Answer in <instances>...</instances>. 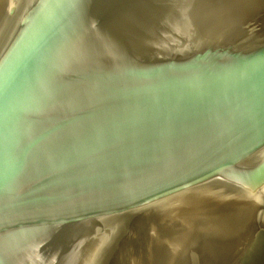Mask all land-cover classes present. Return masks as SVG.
<instances>
[{
  "label": "water",
  "instance_id": "1",
  "mask_svg": "<svg viewBox=\"0 0 264 264\" xmlns=\"http://www.w3.org/2000/svg\"><path fill=\"white\" fill-rule=\"evenodd\" d=\"M261 229L264 0H0V264H234Z\"/></svg>",
  "mask_w": 264,
  "mask_h": 264
},
{
  "label": "rangeland",
  "instance_id": "2",
  "mask_svg": "<svg viewBox=\"0 0 264 264\" xmlns=\"http://www.w3.org/2000/svg\"><path fill=\"white\" fill-rule=\"evenodd\" d=\"M246 236L242 234L235 241L236 262L234 264H264L261 254L262 248L264 247V230H260L253 242L250 243L251 246L248 245V238ZM252 258L254 261L251 262Z\"/></svg>",
  "mask_w": 264,
  "mask_h": 264
},
{
  "label": "bare ground",
  "instance_id": "3",
  "mask_svg": "<svg viewBox=\"0 0 264 264\" xmlns=\"http://www.w3.org/2000/svg\"><path fill=\"white\" fill-rule=\"evenodd\" d=\"M242 212H243V211H242ZM242 215H243V217H244V216L246 215V211H244ZM242 215H241V216H242ZM241 219H242V218H241ZM236 224H237V222H236L233 226H235ZM219 225H220V224L216 223L213 227H216V226H219ZM226 225H228V223L226 224V222H225V224L221 225L222 227L219 226L220 229H221V231H223V230L225 229V226H226ZM222 234H223V233H222ZM224 234H225V231H224ZM242 234H243V232H240V233H239V236L236 237V238H239ZM224 236H225V235H224ZM199 239H201V237H200ZM249 244H250V243H249ZM208 247H209V249H210V244H208ZM209 249H208V250H209ZM204 250H205V249H204ZM214 258L216 259L217 256L215 255Z\"/></svg>",
  "mask_w": 264,
  "mask_h": 264
}]
</instances>
